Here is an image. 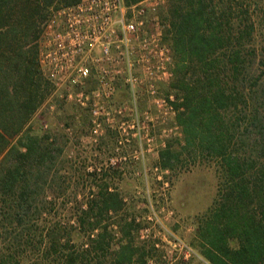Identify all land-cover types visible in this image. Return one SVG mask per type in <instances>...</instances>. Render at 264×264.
Here are the masks:
<instances>
[{"label":"trees","instance_id":"trees-1","mask_svg":"<svg viewBox=\"0 0 264 264\" xmlns=\"http://www.w3.org/2000/svg\"><path fill=\"white\" fill-rule=\"evenodd\" d=\"M56 1L0 0V264H149L134 241L138 224L123 217L122 193L91 181L109 173L68 167L66 140L33 127L56 91L37 59ZM235 3L166 0L160 8L172 57L166 98L181 137L166 140L158 164L176 172L218 162L224 189L198 227L201 255L210 264H264V122L253 105L264 70L254 73L252 28L236 25ZM239 12L248 19V8Z\"/></svg>","mask_w":264,"mask_h":264},{"label":"rangeland","instance_id":"rangeland-1","mask_svg":"<svg viewBox=\"0 0 264 264\" xmlns=\"http://www.w3.org/2000/svg\"><path fill=\"white\" fill-rule=\"evenodd\" d=\"M235 2L236 25L248 23L252 28L247 42L255 50L253 70L257 75L264 70L260 63L264 57V0ZM56 3L54 7L63 5L60 0ZM246 8L248 19L239 12ZM159 16L163 24L160 10ZM39 69L46 78L40 66ZM171 70L172 64L159 77L157 73H146L138 79L135 91L118 84L109 99L99 100L100 107L90 104L94 77L75 87L70 95L63 89L52 92L40 105L32 124L37 131H48L66 140L68 167H86L87 171L97 168L109 173L91 181H106L122 193L123 217L126 222L134 219L133 224H138L134 241L148 250L145 258L149 264H210L201 255L198 227L216 194L224 189L218 162L206 158L176 172L163 170L158 164V153L166 140L181 137L166 98L169 95L173 99L168 87ZM253 89V105L264 122V75ZM81 94L89 97L85 104L77 102ZM236 147L241 150L239 144ZM251 149L258 151L253 146ZM261 160L262 156L258 157L257 163ZM81 181L87 183L80 180V184Z\"/></svg>","mask_w":264,"mask_h":264},{"label":"built area","instance_id":"built-area-1","mask_svg":"<svg viewBox=\"0 0 264 264\" xmlns=\"http://www.w3.org/2000/svg\"><path fill=\"white\" fill-rule=\"evenodd\" d=\"M165 3L79 0L51 6L41 24L38 64L56 91L69 93L94 77V107L102 106L99 100L109 99L120 83L135 91L141 76L159 77L172 64L159 16ZM88 100L81 94L77 102Z\"/></svg>","mask_w":264,"mask_h":264},{"label":"crops","instance_id":"crops-1","mask_svg":"<svg viewBox=\"0 0 264 264\" xmlns=\"http://www.w3.org/2000/svg\"><path fill=\"white\" fill-rule=\"evenodd\" d=\"M54 4V3H53Z\"/></svg>","mask_w":264,"mask_h":264}]
</instances>
